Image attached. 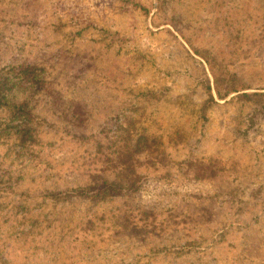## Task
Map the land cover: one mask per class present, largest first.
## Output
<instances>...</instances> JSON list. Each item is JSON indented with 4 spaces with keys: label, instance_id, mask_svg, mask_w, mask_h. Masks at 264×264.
Masks as SVG:
<instances>
[{
    "label": "rangeland",
    "instance_id": "1",
    "mask_svg": "<svg viewBox=\"0 0 264 264\" xmlns=\"http://www.w3.org/2000/svg\"><path fill=\"white\" fill-rule=\"evenodd\" d=\"M257 90L264 0H0V264H264Z\"/></svg>",
    "mask_w": 264,
    "mask_h": 264
},
{
    "label": "trees",
    "instance_id": "2",
    "mask_svg": "<svg viewBox=\"0 0 264 264\" xmlns=\"http://www.w3.org/2000/svg\"><path fill=\"white\" fill-rule=\"evenodd\" d=\"M194 53L200 56L204 61L210 66L211 73L213 75L212 83L210 82V79L207 77L206 81L203 83L204 91L207 93L206 102L201 107V110H205L208 105H211L213 103H216V99L224 100L228 95H230L232 92H235L238 90V85H236L235 75H228L226 71H224L221 67H216L215 63L209 57L208 53H204L201 50H198L196 48L193 49ZM33 70L30 69V67H24L22 68V74L28 75ZM215 94V96H214ZM238 99H245V100H251L255 107L254 111L255 113L263 112L264 113V91H244L237 95ZM13 111L16 113V111L24 112L27 116H29L28 119L32 118V113L28 110H26L25 105H13ZM252 116H257L255 114H251ZM250 123H252V118H249ZM252 126V125H249ZM248 126V127H249ZM15 132V131H14ZM13 132H9V134H12ZM16 132L14 133V135ZM17 138L21 141L25 142L31 139L33 137V133L30 131L29 128H23L17 132ZM147 143L148 141H144V143ZM140 145V143H138ZM107 166L108 164H114L112 161H106ZM96 185L84 188L83 192L88 191H100L103 194H114L121 191L123 186H126V181L124 180H118V179H103L99 182H95ZM132 183H129V186H131ZM128 186V185H127Z\"/></svg>",
    "mask_w": 264,
    "mask_h": 264
}]
</instances>
